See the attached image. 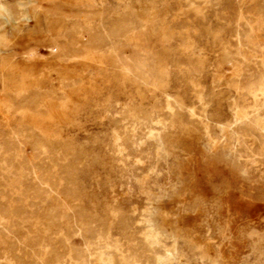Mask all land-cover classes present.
<instances>
[{"label": "rangeland", "instance_id": "1", "mask_svg": "<svg viewBox=\"0 0 264 264\" xmlns=\"http://www.w3.org/2000/svg\"><path fill=\"white\" fill-rule=\"evenodd\" d=\"M27 1L0 0L28 17L0 16V264H264V0Z\"/></svg>", "mask_w": 264, "mask_h": 264}, {"label": "bare ground", "instance_id": "2", "mask_svg": "<svg viewBox=\"0 0 264 264\" xmlns=\"http://www.w3.org/2000/svg\"><path fill=\"white\" fill-rule=\"evenodd\" d=\"M33 0H28L26 3V8L30 7ZM42 6V5H41ZM0 16L7 22L15 23L17 19L27 20L28 17L25 12L17 15L15 12L8 10L4 5L0 4ZM117 20V19H116ZM124 24L118 23L115 26L105 28L106 34H113L117 29L123 27ZM1 51V50H0ZM243 104V103H242ZM36 135V134H35ZM52 149V148H51ZM41 151V150H40ZM43 154V153H41ZM36 155V154H35ZM34 165V164H33ZM47 170V169H46ZM47 178V177H46ZM104 233V232H103ZM133 236V235H132ZM139 250V249H138ZM146 259V258H145ZM118 263V262H117Z\"/></svg>", "mask_w": 264, "mask_h": 264}]
</instances>
